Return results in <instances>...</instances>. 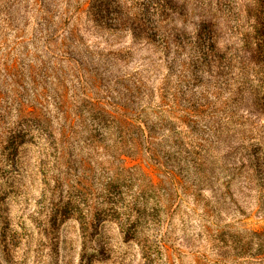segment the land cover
I'll use <instances>...</instances> for the list:
<instances>
[{"label": "rangeland", "instance_id": "rangeland-1", "mask_svg": "<svg viewBox=\"0 0 264 264\" xmlns=\"http://www.w3.org/2000/svg\"><path fill=\"white\" fill-rule=\"evenodd\" d=\"M0 264H264V0H0Z\"/></svg>", "mask_w": 264, "mask_h": 264}, {"label": "trees", "instance_id": "trees-1", "mask_svg": "<svg viewBox=\"0 0 264 264\" xmlns=\"http://www.w3.org/2000/svg\"><path fill=\"white\" fill-rule=\"evenodd\" d=\"M240 257H242V256H240Z\"/></svg>", "mask_w": 264, "mask_h": 264}]
</instances>
